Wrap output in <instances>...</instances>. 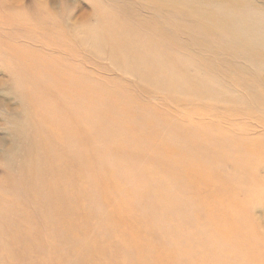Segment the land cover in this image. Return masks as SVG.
<instances>
[{"label": "bare ground", "instance_id": "1", "mask_svg": "<svg viewBox=\"0 0 264 264\" xmlns=\"http://www.w3.org/2000/svg\"><path fill=\"white\" fill-rule=\"evenodd\" d=\"M60 1L59 10L56 0H36V5L49 17H58L63 30L60 31L61 37L69 39L67 29L84 33L82 41L74 40L78 44L97 45V49L92 50L97 65L107 57L116 70L137 77L139 81L135 85L143 92H158L160 97L169 100L165 109L172 115L155 102L153 106L140 109L143 112L139 115L119 107L114 117L103 118L90 108L91 104L93 108L99 105L102 91L87 88L82 74L67 78V69L60 72L55 65L49 67L50 62L44 58L48 56L47 51L32 49L13 57L19 60L17 68L21 60L26 62L21 65L29 69L31 77L26 79L27 84L20 75L17 78L22 83L17 95L26 107L21 109L22 120L11 115L13 127L20 126L22 130L15 132L9 150L10 158L18 164L9 165L7 185L3 183L1 186L0 182V264H24L25 258L37 254L38 218L49 228L58 223V230H62L65 223L68 232H63L64 240L69 237L77 239V230L83 226L86 233L92 223L102 224L96 214L97 207L83 209L80 204L88 187L81 177L85 172H92L93 160L89 150L92 149L95 156L99 151V148L96 150V137H104L106 141L124 147L116 150L114 157L125 163L123 173L127 178L135 176L138 169L148 171L153 167L156 160L147 155L155 152L153 149L160 143L143 131L119 134L121 129H135L134 126L123 127L117 118L120 114L124 119L130 115L135 122L145 116L155 122L159 120L163 126L168 123L165 114L170 118L181 116L180 125H175L185 131H179L177 137L183 144L177 151L169 143L177 138L168 141L164 137L161 140L166 145H162L158 154L178 158L168 163L171 167L165 163L160 167V173H168L167 168L173 170L169 173L173 176L170 181L165 180L163 174L160 177L162 182L167 181L164 182L166 185L163 184L165 187L160 183L157 190L148 189L151 179H135L131 184L145 190L141 197L136 195V188L133 189L134 195L131 194L142 201L143 206H148L147 209H138V217L133 214L137 207L127 206L129 199L124 198V187L119 186L123 184L111 171L108 184L117 188V193L115 198L104 200L109 205H116L109 210L110 219L117 228L116 235L111 238L114 225L106 223L109 235L101 233V244L96 248L90 247L88 240L86 244H80V249L94 253V257L89 256L91 261H84L86 257L81 256L82 264H111L110 252L116 264H123L126 259L131 264L163 263L168 257H176L177 252L188 261L182 263L183 260L177 259V264H210L218 254L222 255L218 261L223 264H248L247 261L264 264V255L254 253L264 250V226L260 220L255 225L256 215L253 217L255 209H264V81L252 74L264 71V20L258 17L264 16V0H118V3L106 0L104 4L94 0L90 2L91 11L83 12L76 21L71 17V24L68 23L71 15L69 1ZM77 8L85 11L80 3ZM93 17L97 20L96 25L91 22ZM256 27L262 32L259 33ZM97 30L101 32L96 33ZM72 34L69 35H76ZM102 53H106V57ZM72 92L76 95L72 96ZM181 94L185 97L179 96ZM84 100L88 108L84 106ZM148 111L151 116H147ZM103 123L114 130L102 131ZM152 123L150 125L154 127ZM128 136L132 137L131 140L141 136L148 139L141 148L132 149L126 144ZM15 143H18L17 147ZM192 147L201 148L196 158H192L189 152ZM122 150L126 152L123 159L120 158ZM129 154L133 156L130 158ZM229 162L232 163L230 172L233 176L225 178L215 171L217 176L211 190L209 181L213 171L205 172L200 165L217 168ZM195 174L200 177H194ZM177 183L186 189L185 196L191 198L190 206L178 205V199L171 193L169 200L163 198L152 202L156 196L163 197L167 189ZM125 190L130 195V189ZM259 190L263 194L257 197ZM208 196L213 198L211 206L215 207L216 214L201 211V206L210 205V201L206 202ZM193 204L199 205L200 209ZM237 211L242 217H234L233 213ZM202 213L206 215L202 217ZM202 219L209 224L204 225ZM203 226H209L213 240L205 238ZM164 233H170L182 244L172 247L165 240L156 243L154 238ZM139 237L147 238L148 245L142 246ZM233 242L238 248L232 245ZM222 245L225 246L220 250ZM144 249L151 254L144 253ZM238 253L245 256V261L237 259V263L232 262ZM147 254L153 259L148 261ZM47 261L41 260L37 264H49Z\"/></svg>", "mask_w": 264, "mask_h": 264}, {"label": "rangeland", "instance_id": "2", "mask_svg": "<svg viewBox=\"0 0 264 264\" xmlns=\"http://www.w3.org/2000/svg\"><path fill=\"white\" fill-rule=\"evenodd\" d=\"M68 1H69V6H70L68 10L71 12L68 23L71 24L70 22L71 17L73 20L76 21L77 18L83 12L87 14L91 11L90 2L94 0H68ZM98 1L104 4L106 0H101V1L98 0ZM112 1L118 3V0H112ZM37 3L38 2H36V0H5V1L0 0V82H3L2 84H0V182H1V186L3 185V183L4 185H7V181L10 180V177L8 174L9 165L18 164V161H13V159L10 158L9 156V150L11 149L13 145L12 142L14 140V134L17 130H20L22 128L20 126H17V128L13 127L14 124L11 121L12 120L11 115L15 116L16 118L18 117L20 120H22L20 117V115L23 114L21 109L23 107H26L25 103H23V100L21 98H18V95H17L18 92H20L19 91V87L21 86L20 84H22L21 80H17V78L20 75L23 78L24 83L27 84L28 82L27 80H29V78L31 77V73L29 69L28 68L26 69L21 65V64L26 65L25 64L26 62L24 63V61L21 60L20 62L22 63L21 64L19 63L20 66H18L17 68L18 59L15 60L13 58V57H16L17 54H22V52H26V51H32V49L38 50V52L47 51L46 53H48V56H47L48 59L46 58V56L44 58L50 62L49 67L55 65V67L60 72L64 68L67 69L69 71L68 72L69 75L68 73H66L67 78H69V76L76 78L78 77V75L82 74L83 83L87 86V88L93 87V88H97L99 92L102 91L100 92L101 95L99 94V105L93 108L91 104L90 108H92V112L93 111L99 112L103 116V118L114 117L116 112L119 110V107L125 110L127 109V111H133L134 114L139 115V113L143 112L140 109L144 108L147 105L153 106L154 105L153 103L155 102L158 103L157 106L159 108H162L163 111L168 112L166 111L167 109H165V105L169 100L167 101L163 97H160V94L158 92H154L153 94L152 93L148 94L146 91L143 92L138 86L135 85V83L138 84V81H139L138 78L133 77V76L130 77L129 75L127 76L123 74V72L116 70V68L111 63L108 62V59H106L107 58L105 55L106 53H102L103 57H106V58H103L104 60L102 59L101 63L97 65L96 62H94L95 55L93 54L95 53L92 52L93 49H97V45L95 46L93 44L92 46V44H84V43L78 44L79 42H76L78 39L81 41L83 40L84 33L79 32L78 30L72 31V29H67L68 32L66 33V37H68L69 39L62 38L60 31H63V30H61L60 28L59 20L57 19L58 17H55L57 19L56 20L54 17H49L47 13L45 14L43 11H40L36 5ZM61 3L62 2L60 0H56L57 10L61 8V5H62ZM79 3L82 4L83 6L82 9H85V11L79 10L77 8ZM23 14L25 15L23 16ZM37 17L39 19H37ZM258 17L264 20V16H261V17L258 16ZM38 20L39 21L41 20L40 23H42V25L38 22ZM23 21L27 23H24ZM54 21H55V24H54ZM91 22L93 23V25L97 24V20L94 19V17L92 18ZM256 28L259 30V33L262 32L259 27H256ZM45 32L47 34H45ZM99 32H101V30L96 31V33H99ZM68 33L69 34L73 33L76 35L72 34L73 36H71ZM34 37H35L36 42L35 40L32 41V38ZM74 38H76L77 40H74ZM11 58L14 59L15 61L12 62ZM65 64H67V66ZM13 70L15 72H13ZM252 74L257 79H262L264 81V71L262 72L257 71L256 74L255 73H252ZM126 81H129V82H126ZM16 84L18 87H16ZM154 85L157 87L159 86L157 84H154ZM74 95H76V92H72V96ZM179 96L185 97L184 94H181ZM84 106L88 108L86 100H84ZM16 110L18 111L16 112ZM168 114L170 116L172 115L171 112H168ZM147 116H151L149 111H148ZM180 117L181 116L170 118L165 114V118L167 119L168 123L166 124V126L165 125L163 126L159 120L155 122L151 118H148L145 116L139 117L138 119L136 117L137 119L136 122L135 120H133V118L130 115L127 116L125 119H124V115L122 114L117 116V118L122 121L124 125L123 127L134 126L135 128L133 130H128V131H123L125 129H121L119 134L131 135L133 132H136V134H139L140 131H143V132H147L148 136L151 137L153 140L160 143V144H156L157 145L156 149H153L156 153L151 151L150 154L147 155L149 158L151 156L155 158L156 162L154 163L153 167H150L148 171L138 169L135 172L136 177L131 176V178H127L123 173V167H125V163L121 162L119 159H117V157H114L116 155L115 151L119 149H123L124 147L119 143L112 144L113 141L108 142L106 141V138L104 137H101V136L96 137L97 138L96 150L97 148H99L98 149L99 151L95 150L96 151V156H95L92 154L94 153V151L92 149L89 150V154L91 156V159L93 160L92 164L90 165L92 172L91 174H88L85 172V174H83V176L81 177L83 179V182L85 181L88 187H86L85 188L86 190H84L83 192L80 204L83 209H88L89 206L97 207L98 212H96V214L99 217L98 220H101L100 222L102 224L100 225L99 223H96V224L92 223L90 230L87 229L86 233L84 231L85 228L83 226L81 230H77V239L73 240V237H69L66 240H64L63 238L65 236H63L64 234L63 232H68V229L64 228V226L66 225L65 223L63 224L62 230L61 229L58 230L56 228L58 223H55L56 224L55 227L51 226L49 228L45 225V221L38 218L37 231L39 232V235L35 243L38 245L39 250L37 251V254L33 253L34 255H31L29 258L27 257V259L25 258L24 264H29L30 262L37 264L39 263V261L41 260L47 261V259L50 260V261H47L49 264H59L58 263L59 261H62L61 264H82L83 262L81 261V256L82 258L86 257L84 261L85 260L91 261L89 256L91 258L94 257L93 256L94 253L89 252V251L86 252L85 248L80 249L79 245L82 244L83 242L86 244L87 240H88L89 245H91L90 247L96 248L97 245L101 244L103 242V240H101L102 238L100 237L101 233H104V235L107 236V233L109 230V226H107L106 223H110L111 225H114L112 226L113 231H111V238H114V236L116 235L115 229L117 230V228H115L114 221L113 220L111 221L110 219L109 210L112 209L113 206H116V205L115 203L114 205H111V204L109 205V202L107 203L104 200V198L106 199H108L109 197L111 198L112 196L115 195V193H117L115 192L117 191V188L109 186L108 184V181L110 180L109 177H111L110 175L111 171H112V175L117 176V178L120 179L121 183L124 185L123 186L120 184L119 186L121 188L124 187L123 188L124 198L129 199V201L127 200L128 203L125 202L127 203V206L135 207V208L137 207L134 210L133 214L138 217L139 216L138 209L140 208L147 209L148 207L147 205L143 206L142 201H140L137 197L135 198L131 195V194L134 195L133 189L136 188V187H132L131 184H134L135 179L143 180V181H148L151 179L150 181L152 182V184L149 183L150 187L148 188V185H147L146 190L147 188L151 190L152 189L157 190L159 188L158 186L160 183H162V185L163 184L166 185V183L164 182H167V181L162 182L160 178L162 174L165 180L170 181L172 179L171 177L173 176H171L169 173L172 172L173 170L171 168H167L166 171L168 173L166 172L160 173L161 171L160 167L164 166L165 164L167 165V167H171V166H168V163L173 162V161L175 162L178 158L176 156H171V157L165 156L164 157L163 155L158 154V152H161L162 145L164 146L166 145L165 142H161V140H163L164 137L166 138V140L169 141L171 138L179 137V131L182 133L185 132L182 129H180L178 126H176V125H180V122L182 121L179 119ZM170 119L172 121H170ZM150 123H152L154 127H151ZM102 127L104 128V130L102 129V131H105V132L114 130L111 126L106 125L104 123ZM97 128L98 129L100 128L99 124L97 125ZM129 131L130 133L128 134ZM164 133H166V136H164ZM131 139L132 137L128 136V140L130 141L126 140V144L129 146V148L139 149L145 145V141L148 138L141 136L139 139L138 138L134 140H131ZM26 141H27V138H26ZM169 143L172 146L176 147L177 151L179 147H182V144H183L182 142H180V140H178V138L171 139ZM17 144L18 143H15L16 147H17ZM200 149L201 148H198V147L190 148L189 152L192 153L191 157L196 158L197 152H200ZM17 151H21V149H17ZM21 153L22 152H19V154ZM125 154H126L125 150H122V152H120V158L123 159ZM132 156L133 154H129L130 158ZM231 164H232L231 162L223 163L222 167H217V168L215 167L213 168V166L210 167L206 165H200L201 170L204 169L203 171L205 172L207 171L214 172V173L213 172L211 173L212 179H210L209 181V187L211 190L214 184V178L217 176L215 171H219L220 174H222V176H224L225 178L227 177L231 178L233 176V173L230 172ZM151 175H153V177L149 178ZM194 177L199 178L200 175L195 174ZM211 181L212 183L210 185ZM164 185L163 187H165ZM120 187L119 189H121ZM127 188L130 189V195H128L125 190ZM143 189L144 188L142 187L136 188L135 190L136 195H140L141 197L142 196L141 193L142 192L144 193L145 191ZM170 189L171 187L167 189L168 191L165 194H163V197L156 196V199H152V202L155 203V200L157 202L160 199L163 200V198L166 200H169L170 199L169 195L171 193L173 198L175 197L176 199H178L176 200L178 205L185 206V207L188 205L190 206L191 198L185 196L186 189L184 187H181L180 183L174 184L173 188L171 190ZM205 193L206 191L203 188V194ZM258 194H256L255 196L260 197L263 194V192L259 190ZM13 197H17V195H13ZM183 198H187V199H183ZM211 199L213 198H210L208 196L207 201H206L207 203L210 201V205L206 204L204 206H201L202 207L201 211L203 213L207 214L208 212L209 214H212V213L216 214L217 211L216 209H214L215 207H213V204L211 206V202H212ZM70 201L71 203L74 204V200L72 198ZM159 202L161 203L162 201H159ZM196 202L197 201L195 200V203ZM146 204H147V201H146ZM194 206L195 208L200 209L199 205L195 204ZM255 210L256 211L253 213V217L256 215L254 217V224L256 225L257 221L260 220L262 222L261 225L264 226V209L261 207ZM203 213L201 214L202 217L206 215ZM233 214H234V217H237V216L242 217V213L240 211H237ZM243 216H246V215L244 214ZM202 220H203L202 222L204 225L209 224L207 223V221H205V219H202ZM84 223H85V220H84ZM197 223L202 224L201 222H197ZM203 227L206 229L205 235H204L205 238L208 239V241L213 240L212 235L209 233L210 232L209 226L208 227L203 226ZM204 228H202V230H204ZM221 228L224 230L223 227ZM164 234L165 235H161V234L157 235V238H154L155 242L158 243V241L161 242L162 240H165L172 247H177L180 244H182L180 243L179 240L174 239V237L170 233H164ZM139 240H140V243L142 242L141 245L142 244L148 245L147 238L139 237ZM257 240H261V239L257 238ZM223 241L226 243L225 239ZM113 242L116 243L115 240ZM232 245L234 247L237 246L235 242H233ZM224 246L225 245H222L220 247V250H222ZM236 248H238V246ZM133 250L134 249H131L132 252ZM147 251L148 250L144 249V253ZM263 251L256 250L254 251V253L258 254L259 256H263L264 255ZM155 252L156 251H154V253ZM251 252L253 251L251 250ZM148 253L150 252L148 251ZM108 254H110L109 256L110 259L115 260V261L110 260V263L116 264L117 263L116 259L111 256L112 252ZM239 254L240 253L237 254L236 258H234L232 262L235 261V263H237V259L240 261L241 260L245 261V256L242 254L241 255ZM145 257L148 261L153 259L150 257L149 254H147ZM220 257H222V255L220 254L214 256L210 264H223V262L218 261ZM177 259L183 260L182 263L187 261V258H185V256L182 253L177 252L176 257H172V258L168 257L163 261V263H157V261H155V262H152L151 264H175V263L177 264L178 263ZM121 261L123 262L124 260H121ZM247 262L248 264H253V262H249V261ZM5 263H9V262L5 261ZM104 264H109V263H104ZM119 264H122V263H119ZM123 264H131V263L128 261V259H126ZM201 264H208V263L202 262Z\"/></svg>", "mask_w": 264, "mask_h": 264}]
</instances>
